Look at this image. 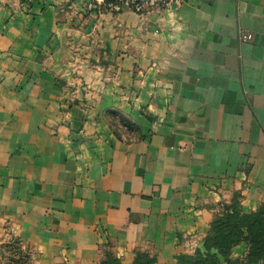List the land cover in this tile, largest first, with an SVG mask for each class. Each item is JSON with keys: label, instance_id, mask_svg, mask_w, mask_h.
Segmentation results:
<instances>
[{"label": "crops", "instance_id": "obj_1", "mask_svg": "<svg viewBox=\"0 0 264 264\" xmlns=\"http://www.w3.org/2000/svg\"><path fill=\"white\" fill-rule=\"evenodd\" d=\"M108 1L0 0V222L44 264H180L264 205V0Z\"/></svg>", "mask_w": 264, "mask_h": 264}, {"label": "trees", "instance_id": "obj_2", "mask_svg": "<svg viewBox=\"0 0 264 264\" xmlns=\"http://www.w3.org/2000/svg\"><path fill=\"white\" fill-rule=\"evenodd\" d=\"M246 243L245 253L233 257V250ZM180 264H264V205L256 212L245 214L240 204L224 206L221 215L212 221L202 248L192 255L178 258ZM100 264H124L107 251ZM131 264H156V257L138 252Z\"/></svg>", "mask_w": 264, "mask_h": 264}, {"label": "rangeland", "instance_id": "obj_3", "mask_svg": "<svg viewBox=\"0 0 264 264\" xmlns=\"http://www.w3.org/2000/svg\"><path fill=\"white\" fill-rule=\"evenodd\" d=\"M87 86V84L82 86L85 92L90 91ZM110 112L111 120L117 124L119 129L120 138L135 140L138 137V129L121 119L115 111ZM0 264H44V262L41 259L39 246L27 242L10 225L0 222ZM52 264L66 263L55 262Z\"/></svg>", "mask_w": 264, "mask_h": 264}, {"label": "built area", "instance_id": "obj_4", "mask_svg": "<svg viewBox=\"0 0 264 264\" xmlns=\"http://www.w3.org/2000/svg\"><path fill=\"white\" fill-rule=\"evenodd\" d=\"M187 1L189 0H109L105 4V7L107 10L114 13H121L125 10H131L137 14L144 15L153 10L178 6ZM241 39L243 41H249L252 39V35H242Z\"/></svg>", "mask_w": 264, "mask_h": 264}]
</instances>
